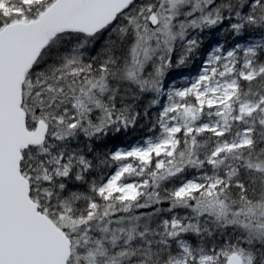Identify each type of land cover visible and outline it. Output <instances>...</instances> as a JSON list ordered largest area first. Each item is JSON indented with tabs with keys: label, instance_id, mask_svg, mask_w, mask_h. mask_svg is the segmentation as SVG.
<instances>
[{
	"label": "snow or ice",
	"instance_id": "snow-or-ice-1",
	"mask_svg": "<svg viewBox=\"0 0 264 264\" xmlns=\"http://www.w3.org/2000/svg\"><path fill=\"white\" fill-rule=\"evenodd\" d=\"M0 264H264V0H0Z\"/></svg>",
	"mask_w": 264,
	"mask_h": 264
}]
</instances>
